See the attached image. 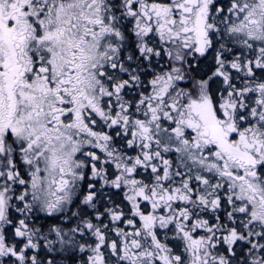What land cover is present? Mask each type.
Returning a JSON list of instances; mask_svg holds the SVG:
<instances>
[{
    "label": "snow or ice",
    "instance_id": "obj_1",
    "mask_svg": "<svg viewBox=\"0 0 264 264\" xmlns=\"http://www.w3.org/2000/svg\"><path fill=\"white\" fill-rule=\"evenodd\" d=\"M0 264H264V0H0Z\"/></svg>",
    "mask_w": 264,
    "mask_h": 264
}]
</instances>
